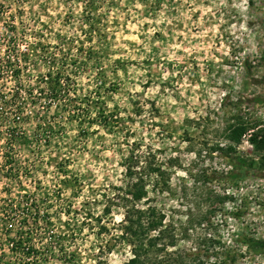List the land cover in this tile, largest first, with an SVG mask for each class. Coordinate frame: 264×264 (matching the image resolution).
I'll use <instances>...</instances> for the list:
<instances>
[{
	"label": "rangeland",
	"instance_id": "1",
	"mask_svg": "<svg viewBox=\"0 0 264 264\" xmlns=\"http://www.w3.org/2000/svg\"><path fill=\"white\" fill-rule=\"evenodd\" d=\"M138 178L141 262L264 264V0H0V264H128Z\"/></svg>",
	"mask_w": 264,
	"mask_h": 264
},
{
	"label": "trees",
	"instance_id": "2",
	"mask_svg": "<svg viewBox=\"0 0 264 264\" xmlns=\"http://www.w3.org/2000/svg\"><path fill=\"white\" fill-rule=\"evenodd\" d=\"M55 89V88H54ZM253 143L254 140H251ZM133 159V158H132ZM229 164L232 166L233 169L238 171V174L230 172L232 178H247L249 176H255L256 173L254 170H252L251 165H247L245 160L240 156H234L230 158ZM133 168L127 169V173L129 174L130 179H133L135 177V173H137V170H132ZM150 170V167H149ZM157 175V177L161 176L163 177L165 174L160 170V167L158 170L152 169ZM135 172V173H134ZM149 171L144 173L145 177L148 179ZM228 174V175H229ZM234 174V175H233ZM141 175V176H143ZM134 180V179H133ZM160 182H156V188L157 190L160 189ZM164 184V183H163ZM165 185V184H164ZM128 191L125 194V198L122 199L126 203V215L124 218V221L121 222L120 225L123 227V234L131 236L133 239H135V248L140 251H136L133 258H131L128 262V264H148V262L151 263L150 259L145 258L144 261L141 262V250L145 251V254L147 252H151V248H155L157 243L160 241L159 237L162 238H168L170 241L174 239L175 230L168 229L169 227L163 226V221H165V216L163 215V212L159 210L157 207H152L147 204V202L150 201V198H148L147 193V184L144 182V178H138L135 183L128 184L127 187ZM147 199V200H146ZM146 203L148 205V208H145L142 210L138 209L139 203ZM137 226V229H134V227ZM165 227L163 232H160L157 236L151 237L152 232H157L158 228ZM173 233V234H172ZM133 241V240H131ZM144 244L146 245V248H144ZM137 245V246H136ZM173 245V244H171ZM174 247V246H172ZM134 248V249H135ZM150 248V249H149ZM163 261H168L170 259V255L167 253L163 258ZM171 262H169L170 264ZM184 262H181V259H177L175 262L171 264H183Z\"/></svg>",
	"mask_w": 264,
	"mask_h": 264
}]
</instances>
